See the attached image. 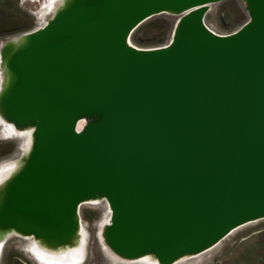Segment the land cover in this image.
<instances>
[{
  "label": "water",
  "instance_id": "obj_1",
  "mask_svg": "<svg viewBox=\"0 0 264 264\" xmlns=\"http://www.w3.org/2000/svg\"><path fill=\"white\" fill-rule=\"evenodd\" d=\"M221 1L65 0L4 44L0 113L33 132L0 188V235L70 247L80 206L102 200L110 253L175 264L264 219V0H243L230 35L204 23ZM162 14L181 16L171 42L131 45Z\"/></svg>",
  "mask_w": 264,
  "mask_h": 264
},
{
  "label": "rangeland",
  "instance_id": "obj_2",
  "mask_svg": "<svg viewBox=\"0 0 264 264\" xmlns=\"http://www.w3.org/2000/svg\"><path fill=\"white\" fill-rule=\"evenodd\" d=\"M51 1L0 0V64L1 49L5 43L43 28L54 17L62 0H56L54 9L49 11L47 8ZM180 18V15L162 14L149 19L133 32L131 45L139 49L167 46ZM248 19L243 0H222L209 6L204 23L215 34L230 35L238 31ZM162 37L164 40L158 42ZM1 78L0 67V82ZM7 128V123H0V168L18 163L27 151L26 135H7ZM79 217L84 236L80 264H151L136 260L123 261L106 250L100 239L101 229L110 221V210L105 201L84 203L79 208ZM34 241L33 238L15 233L7 236L0 242V264H41L32 252ZM263 261L264 219L238 228L214 248L176 264H264Z\"/></svg>",
  "mask_w": 264,
  "mask_h": 264
},
{
  "label": "bare ground",
  "instance_id": "obj_3",
  "mask_svg": "<svg viewBox=\"0 0 264 264\" xmlns=\"http://www.w3.org/2000/svg\"><path fill=\"white\" fill-rule=\"evenodd\" d=\"M55 1L56 0H53L50 2L47 10L54 9ZM64 1L65 0L61 1L60 5H59V9L62 7ZM1 83H3L2 78H1ZM3 122L5 123L6 121H5L4 117L2 116V114L0 113V123H3ZM6 131H7V135H12V136H13V134H19V133L22 135L23 134L26 135V150H27L25 153V156H26L30 150V147H31L33 129L31 127H27V128L22 129V130L16 131L13 129V127L11 125H8V128L6 129ZM21 164H22V160L16 164L8 165V166L0 168V188L5 183V181L8 180L18 170V168ZM97 201L98 200L91 201L90 203L95 204ZM81 224L82 223L80 222L78 234H77L76 238L74 239L73 245L70 247H65V248L58 247L56 249H52V248L47 247L46 245H44L40 241L35 240L33 243V246H32V252L37 257L39 262L41 264L42 263L43 264H80L82 257H83V252H84V236H83V231H82L83 228H82ZM108 224L109 223H107L106 225H108ZM105 226H103V228L101 229V232H100V239H101V242L103 243V245H104L103 234H104ZM9 235L10 234H6V233L1 234L0 239H2L4 236H5L4 238H7V236L9 237ZM115 257L118 258L117 256H115ZM186 258H188V257H185L183 259H186ZM118 259L123 260V261H132V260H124L121 258H118ZM183 259H181V260L183 261ZM135 260L139 261V262L159 264L158 261L152 256H145V257H141V258H138ZM181 260H179V261H181ZM178 262H176V263H178Z\"/></svg>",
  "mask_w": 264,
  "mask_h": 264
},
{
  "label": "trees",
  "instance_id": "obj_4",
  "mask_svg": "<svg viewBox=\"0 0 264 264\" xmlns=\"http://www.w3.org/2000/svg\"><path fill=\"white\" fill-rule=\"evenodd\" d=\"M163 40H164V39H163V37H162L161 39L158 40V42H161V41H163ZM263 262H264V261H263Z\"/></svg>",
  "mask_w": 264,
  "mask_h": 264
}]
</instances>
